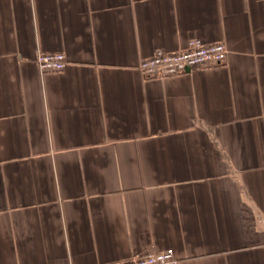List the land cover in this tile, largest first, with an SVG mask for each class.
Segmentation results:
<instances>
[{
    "label": "crops",
    "instance_id": "obj_1",
    "mask_svg": "<svg viewBox=\"0 0 264 264\" xmlns=\"http://www.w3.org/2000/svg\"><path fill=\"white\" fill-rule=\"evenodd\" d=\"M193 39L225 62L138 69ZM166 249L264 264V0H0V264Z\"/></svg>",
    "mask_w": 264,
    "mask_h": 264
},
{
    "label": "built area",
    "instance_id": "obj_2",
    "mask_svg": "<svg viewBox=\"0 0 264 264\" xmlns=\"http://www.w3.org/2000/svg\"><path fill=\"white\" fill-rule=\"evenodd\" d=\"M226 53L225 46L221 43L203 44L200 40L193 39L188 41L185 48L176 52L156 51L143 59L138 69L145 77L166 78L219 66L225 62ZM35 64L38 71L44 74L62 71L67 61L62 53H40ZM115 264H177V259L171 249H166Z\"/></svg>",
    "mask_w": 264,
    "mask_h": 264
}]
</instances>
